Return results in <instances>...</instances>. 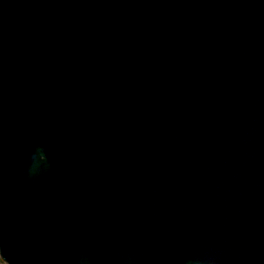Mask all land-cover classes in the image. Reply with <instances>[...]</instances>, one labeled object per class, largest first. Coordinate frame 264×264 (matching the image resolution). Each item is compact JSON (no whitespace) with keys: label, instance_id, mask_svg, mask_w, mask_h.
Listing matches in <instances>:
<instances>
[{"label":"water","instance_id":"1","mask_svg":"<svg viewBox=\"0 0 264 264\" xmlns=\"http://www.w3.org/2000/svg\"><path fill=\"white\" fill-rule=\"evenodd\" d=\"M7 264H264V0H0Z\"/></svg>","mask_w":264,"mask_h":264},{"label":"rangeland","instance_id":"2","mask_svg":"<svg viewBox=\"0 0 264 264\" xmlns=\"http://www.w3.org/2000/svg\"><path fill=\"white\" fill-rule=\"evenodd\" d=\"M0 264H7L5 261H3L0 257Z\"/></svg>","mask_w":264,"mask_h":264}]
</instances>
